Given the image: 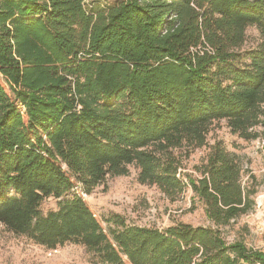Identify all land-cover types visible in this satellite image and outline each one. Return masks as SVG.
<instances>
[{"label": "trees", "instance_id": "1", "mask_svg": "<svg viewBox=\"0 0 264 264\" xmlns=\"http://www.w3.org/2000/svg\"><path fill=\"white\" fill-rule=\"evenodd\" d=\"M260 36L245 49L248 29ZM226 122L264 129V0H0V224L92 264H264L222 228L256 208V176L215 143L199 177L184 148ZM139 172L171 200L193 194L211 223L140 226L86 202ZM58 200L55 210L43 203Z\"/></svg>", "mask_w": 264, "mask_h": 264}, {"label": "rangeland", "instance_id": "2", "mask_svg": "<svg viewBox=\"0 0 264 264\" xmlns=\"http://www.w3.org/2000/svg\"><path fill=\"white\" fill-rule=\"evenodd\" d=\"M98 5H112L116 0H93ZM260 41L259 33L250 28L247 31L245 49H250ZM260 138L246 141L235 135L226 122L215 123L208 136V146L203 148H184L178 156L182 161L184 175L199 177L197 168L206 162L210 148L222 143L231 153L241 156L246 169L258 181L259 192L256 208L222 232L229 243L244 242L253 252H264V129L256 130ZM88 205L99 217L111 213L120 214L130 222L140 226L165 228L176 223L207 227L208 221L203 206L188 191L184 196L171 200L157 186L144 185L139 181V172L131 168L128 176L110 180L106 186L98 188L92 195H84ZM58 200L48 199L42 205L46 213L55 210ZM0 264H92L91 257L81 246L69 244L56 250L39 246L24 237H19L0 228Z\"/></svg>", "mask_w": 264, "mask_h": 264}, {"label": "built area", "instance_id": "3", "mask_svg": "<svg viewBox=\"0 0 264 264\" xmlns=\"http://www.w3.org/2000/svg\"><path fill=\"white\" fill-rule=\"evenodd\" d=\"M0 228H3V225L0 224Z\"/></svg>", "mask_w": 264, "mask_h": 264}]
</instances>
